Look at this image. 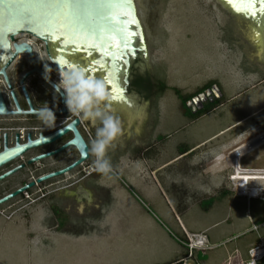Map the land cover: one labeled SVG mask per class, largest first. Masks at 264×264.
<instances>
[{"label": "rangeland", "instance_id": "1", "mask_svg": "<svg viewBox=\"0 0 264 264\" xmlns=\"http://www.w3.org/2000/svg\"><path fill=\"white\" fill-rule=\"evenodd\" d=\"M134 5L146 51V78L167 89L159 92L154 88L150 95L146 92V111L137 119L104 103L122 128L106 156L116 173L119 161L128 166L137 156L147 158L170 202L152 182L153 200H147L125 172L118 173L119 179L112 173L106 177L121 183L123 191L158 223L152 224L150 231L157 233L160 226L169 240L163 248H157L156 238L147 244L134 242L132 226L142 221L137 207L128 201L127 208H122L128 213L114 205L109 237L94 244L54 242L45 231L54 224L51 199L31 200L37 198L38 188L50 192L58 184L42 183L28 190L31 200L21 194L5 204H11L10 212L15 214L11 220L0 216V264H153L149 262L166 257L168 250L175 256L176 240L169 233L182 234L176 215L187 231L206 232L211 248L201 258L202 264H229L235 257L245 260L248 248L259 237L264 238V227L259 226L264 222V202L235 196V183L230 180L233 166L227 163L237 145L264 131V51H257L244 38L218 0H134ZM38 56L45 61L42 51ZM210 80L217 81L224 101L213 112L190 121L183 116L172 88L192 93ZM86 122L91 143L101 125ZM180 144L191 148L189 154L179 155ZM219 156L224 158L218 161ZM240 164L243 168L264 167V144L244 155ZM80 175H84L83 168L53 181ZM99 175L93 173L85 184L95 182ZM21 179V175L16 178ZM209 198L215 200L205 212L202 203ZM119 215L124 217L116 221ZM85 220L76 218L69 230H86ZM253 226H259L257 231ZM181 249L180 256H185Z\"/></svg>", "mask_w": 264, "mask_h": 264}, {"label": "water", "instance_id": "2", "mask_svg": "<svg viewBox=\"0 0 264 264\" xmlns=\"http://www.w3.org/2000/svg\"><path fill=\"white\" fill-rule=\"evenodd\" d=\"M218 2L227 9L244 38L257 51H264V0H218ZM35 3L36 0H0V50L2 47L8 50L10 41H13L16 35L32 36L44 44L47 57L57 69L58 62L65 63L59 59L61 56L69 62H74L71 65L78 70L87 67L89 71L84 72L86 76L106 84V92L110 99L105 101V104L133 119L142 117L146 111V92H139L131 86L134 78H146V51L134 0H89V7L71 22L63 16L42 18L34 11ZM126 42L129 47H125ZM64 46L65 51L54 52L55 49ZM77 46L82 50L70 51ZM14 47L15 53L8 59L4 68L12 62L18 52L27 51L31 55L26 44H14ZM121 53L122 59L117 60L116 57ZM53 55L57 59H53ZM35 70L36 68L33 71ZM60 95L63 104V95ZM112 96L116 99H112ZM65 112L64 107L54 111L57 115ZM0 113H7L1 101ZM16 113H20L19 110ZM78 124L79 118L75 117L67 125L55 129L48 135L39 134L37 138H32L29 134L23 141L16 134L13 146L9 149L5 147L0 153V170L11 165L8 171L0 175V181L19 172L25 166L40 164V161L58 154L67 146L74 147L78 157L70 165L42 174L34 181H29L3 195L0 198V206L35 185L69 175L80 164L89 160L88 146L76 130ZM67 132L72 134L69 141L79 139L81 147L70 145L68 141L51 152L35 155L34 150L56 143ZM18 159L22 163L12 167Z\"/></svg>", "mask_w": 264, "mask_h": 264}, {"label": "flooded vegetation", "instance_id": "3", "mask_svg": "<svg viewBox=\"0 0 264 264\" xmlns=\"http://www.w3.org/2000/svg\"><path fill=\"white\" fill-rule=\"evenodd\" d=\"M23 36L27 38L22 39L21 37ZM14 44H26L30 48L31 55L27 51L18 52L12 62L4 68L8 59L15 53ZM41 51L44 53L45 61L38 56ZM0 52H2L0 54V101L7 111V113H0V153H2L5 147L9 149L13 146L16 134L19 135L21 141L29 134L32 138H37L39 134L48 135L55 129L67 125L76 116L66 108L65 103H61V95L55 92L54 86L60 79L58 69L47 57L45 46L41 41L26 34H19L14 37L13 41H10L8 50L2 47ZM35 68L36 70L33 71ZM46 69H51V72H46ZM44 107H49L52 111H57L61 107H64L66 112L60 115L55 114V124L53 127L48 128L36 115L37 110ZM18 110L20 113H16ZM29 111H32V113H27ZM77 118H79V124L76 126V130L82 140L87 144L90 155L91 143L89 138L91 139V136L88 125L86 124L87 122L79 116ZM71 137V132H67L60 138L61 140L52 145H46L41 149H36L34 153L37 155L51 152L67 143ZM77 157L78 154L75 148L67 146L58 154L43 159L40 161V164L25 166L19 172L0 181V198L10 191L15 190V188L17 189L29 181H34L42 174L70 165ZM21 163L18 159L12 164V167L20 165ZM88 165L87 161L74 169L83 168L84 170V175H80L75 180L66 178L65 180H56V182L53 180L44 182L46 184H52L53 186L58 184L46 196L53 199L52 197L58 190H65L76 184H81V181H86L93 174L85 173ZM10 168L11 165L5 166L0 170V175ZM20 175L22 179L16 180ZM13 182L15 184L12 185Z\"/></svg>", "mask_w": 264, "mask_h": 264}, {"label": "crops", "instance_id": "4", "mask_svg": "<svg viewBox=\"0 0 264 264\" xmlns=\"http://www.w3.org/2000/svg\"><path fill=\"white\" fill-rule=\"evenodd\" d=\"M147 161V158L143 157L142 155L141 157L137 156L134 161L130 162L131 164L128 166H124L123 163L119 161L121 166L119 165L120 167L118 168V173L120 174L121 172H125L126 177H129L130 183L133 185V187L147 200H153L149 189L152 183L159 189L161 195H163L164 198H168V194L153 176V170L151 168L152 166L147 163ZM142 164L146 167H143ZM99 176L100 178H97L95 182L90 181L89 183L85 184L87 180L81 181V184H76L75 186L65 190H58L55 193V195L52 197L53 199H51L53 205L52 209L55 207L60 212V216L58 218L53 216L54 224L50 226L49 229L47 228L45 230L50 234L48 236L52 237L54 242L63 239L66 241L83 240L94 244L96 241H100V239L109 237L111 235L113 228L110 226V223L111 221H114V216H112V213L115 214L114 211L116 210L114 209V205H118V208H121V213H128L125 210H122V208H127V205L125 204L129 201V203L134 204L139 210L140 219L142 221L141 223L139 221L138 225L136 222L135 225L132 226L135 230L131 231L130 235L132 234L134 242L139 241L140 243L147 244L149 241H153V239L156 238V241L158 242L157 248H163L165 241L169 240V237H167L160 226H158L160 229H157V233L150 231L152 224L155 226L158 224L154 221L153 217H151L145 210L139 207V205L132 197H130V195H128V193L123 191L125 189L121 183L118 181H113L112 179H108L101 173ZM78 217L81 219L86 218V223L84 221L80 222L85 223L87 227L89 226V228H86V230L81 229L79 231L72 232V230L69 229L71 226H73V221ZM123 217V215H119V217L116 218V221H121ZM176 218L178 219L182 228H184L177 215ZM59 223L61 224V227L59 226ZM67 226L69 227L67 228ZM144 234H146L145 237ZM160 234L161 237L159 236ZM147 235L149 236L147 237ZM175 244V251L173 254L175 255L174 257H172L171 254L169 255L168 250L165 253L166 257L158 258L159 260L149 263L168 264L182 258L183 256H180L181 253L179 251V249L182 250V247L179 243L175 242ZM162 253L163 252H161V254Z\"/></svg>", "mask_w": 264, "mask_h": 264}, {"label": "clouds", "instance_id": "5", "mask_svg": "<svg viewBox=\"0 0 264 264\" xmlns=\"http://www.w3.org/2000/svg\"><path fill=\"white\" fill-rule=\"evenodd\" d=\"M59 82L55 84V92L62 94L66 108L83 120L97 121L100 127L96 129V137L91 142L90 152L95 156L94 171L105 176L112 172V165L107 158V149L122 134L121 123L118 118L108 114L103 107L110 99L103 81L92 79L81 70L70 64L58 62ZM51 72V69H46ZM38 119L51 128L55 124V113L49 107L37 110ZM40 141H37L39 143ZM70 145L81 147L79 139L69 141Z\"/></svg>", "mask_w": 264, "mask_h": 264}, {"label": "built area", "instance_id": "6", "mask_svg": "<svg viewBox=\"0 0 264 264\" xmlns=\"http://www.w3.org/2000/svg\"><path fill=\"white\" fill-rule=\"evenodd\" d=\"M221 95V92L217 86H212L210 89L204 91L203 93L195 96L193 99L187 102V107L190 109L196 110L202 106L203 103H205L207 100H212L219 98ZM77 117V115H75ZM264 136V131L257 134L252 139L246 141L245 143H242L240 145H237L234 150L231 152H234L236 150H239L243 146L249 144L256 138H262ZM89 138V137H88ZM89 141L91 139L89 138ZM230 152V153H231ZM244 156V155H243ZM242 156V157H243ZM89 160L91 163L86 167V174H92V173H99L94 171V160L95 156L90 152V158ZM87 160V161H89ZM86 161V162H87ZM84 162V163H86ZM239 169L240 172L243 174L240 175L241 177H256L258 178L256 181L250 180L249 182H257L256 185L249 186V182L247 185L242 187V183L245 181H239L236 182L235 179L231 180L235 175L232 174L230 176V180L235 183L234 186V194L236 197H242L247 200L256 199L259 201L264 202V167L261 168H243L241 167L240 161H239ZM115 177L118 179L120 178L118 173L112 170L111 172ZM35 188H38V186H35ZM49 192L43 191L41 188H38V191H36L37 198L34 200H31V193L30 191H25L22 193V196L25 200H31L34 203L38 201L41 198H44ZM1 205L0 206V216L3 217L6 220H11L14 216L15 212L11 211L10 209L13 207L11 204L9 206ZM3 207V208H2ZM260 227H264V222L259 225ZM253 226V229L257 231L259 228ZM172 238L176 240L177 243L181 245V247L185 251V256L173 261L168 264H202L200 256H204L205 252L208 251L211 246L209 245V239L206 235L205 231H199V232H189L186 229L182 228V234L179 236L173 235L171 232L169 233ZM229 264H264V238L259 237L258 242L254 245L250 246L246 253L245 260H241L238 257L233 258Z\"/></svg>", "mask_w": 264, "mask_h": 264}, {"label": "trees", "instance_id": "7", "mask_svg": "<svg viewBox=\"0 0 264 264\" xmlns=\"http://www.w3.org/2000/svg\"><path fill=\"white\" fill-rule=\"evenodd\" d=\"M133 88L137 89L139 92H147L148 95L151 94V92L158 88L159 92H164L167 87H165V85H163L162 83H157L155 84L154 82H152L149 78H144V77H136L132 80V85ZM212 86H217L218 87V83L215 80H210L207 83H205L204 85H202L201 87H198L194 92L192 93H187L184 94L181 90L177 89V88H172L175 96L177 97V99L180 102V108L182 110V114L183 116H185L186 118H188L190 121H195L197 119H199L200 117L213 112V110L219 106L220 104H222V102L224 101L223 96H220L217 99H212V100H207L205 103L202 104V106L196 110H191L189 107H187V102L190 101L191 99H193L195 96L203 93L204 91L210 89ZM160 140H162V138H160ZM178 153L179 155H185L188 152H190L191 148H189L186 144H180L178 146ZM147 150H145L146 152ZM189 154V153H188ZM223 194H227V191H223ZM214 198H209L208 200L204 201L202 203V210L203 211H208L209 208L212 206V204L214 203ZM53 213L54 216L56 218H58L60 216V212L54 207L53 209ZM59 226L61 227V224L59 223ZM184 257V256H183ZM200 258H203V256Z\"/></svg>", "mask_w": 264, "mask_h": 264}, {"label": "snow or ice", "instance_id": "8", "mask_svg": "<svg viewBox=\"0 0 264 264\" xmlns=\"http://www.w3.org/2000/svg\"><path fill=\"white\" fill-rule=\"evenodd\" d=\"M89 7V0H36L34 5V11L41 16L42 18H49L55 16H63L69 22H71L74 18L81 15L87 8ZM63 26V25H62ZM59 40V37L56 38ZM125 47H129L128 43H125ZM66 46L55 49L54 52H63L65 51ZM80 46H77L75 49L70 51H81ZM2 54V52H0ZM123 53L116 57L117 60L122 59ZM53 59H57L55 55H53ZM60 60H63L65 63H69L70 65L74 62H69L65 57H59ZM83 72L89 71L87 67H83L80 69ZM90 77V76H89ZM119 79V78H118ZM111 83V81H109ZM112 99H116L115 96L111 97Z\"/></svg>", "mask_w": 264, "mask_h": 264}, {"label": "bare ground", "instance_id": "9", "mask_svg": "<svg viewBox=\"0 0 264 264\" xmlns=\"http://www.w3.org/2000/svg\"><path fill=\"white\" fill-rule=\"evenodd\" d=\"M262 144H264V136H262V138H256L255 140H253L249 144L243 146L239 150L231 152L229 154V156L227 157V163H229L230 165L233 166V174L235 175L231 180L235 179L236 182L245 180L242 183L243 188L245 185L248 184V182L250 180L256 181L258 178H256V177H245V178L241 177L240 175H242L243 173L240 172L239 161L241 160L243 155H246V154L252 152L254 149H256L257 147H259ZM223 158L224 157L219 156L216 160L220 161V159H223Z\"/></svg>", "mask_w": 264, "mask_h": 264}]
</instances>
